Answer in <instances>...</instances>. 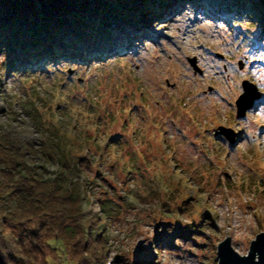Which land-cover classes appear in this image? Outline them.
Masks as SVG:
<instances>
[{
	"label": "rangeland",
	"instance_id": "374dc122",
	"mask_svg": "<svg viewBox=\"0 0 264 264\" xmlns=\"http://www.w3.org/2000/svg\"><path fill=\"white\" fill-rule=\"evenodd\" d=\"M177 1L138 34L116 9L85 19L104 57L23 70L0 41V141L44 174L78 168L110 264H218L220 243L247 255L264 231V102L235 103L244 79L264 97V0Z\"/></svg>",
	"mask_w": 264,
	"mask_h": 264
},
{
	"label": "trees",
	"instance_id": "16d2710c",
	"mask_svg": "<svg viewBox=\"0 0 264 264\" xmlns=\"http://www.w3.org/2000/svg\"><path fill=\"white\" fill-rule=\"evenodd\" d=\"M147 1L0 0V41L12 55V65L20 64L23 70L31 69L37 60L90 59L81 52L88 48L82 47L80 39L85 19L116 9L129 29L141 28V16L154 18L169 0H158L145 12ZM224 4L221 1L220 6ZM61 34L64 41L52 38ZM99 41L92 43L98 47ZM59 149L57 156L62 154L64 161L69 154H64L62 146ZM25 153L0 141V264H110L108 240L98 228L99 219L84 217L78 168L70 165L44 174L29 163Z\"/></svg>",
	"mask_w": 264,
	"mask_h": 264
},
{
	"label": "water",
	"instance_id": "95a60500",
	"mask_svg": "<svg viewBox=\"0 0 264 264\" xmlns=\"http://www.w3.org/2000/svg\"><path fill=\"white\" fill-rule=\"evenodd\" d=\"M194 63V60H191ZM243 92L236 99V112L238 117L246 114L255 101L260 96L256 85L248 79L242 81ZM216 133H222L229 140H234V131L231 128L218 126ZM251 250L244 258L239 254L228 241H223L218 247V264H264V231L256 234L251 243ZM257 256V260L254 258Z\"/></svg>",
	"mask_w": 264,
	"mask_h": 264
},
{
	"label": "bare ground",
	"instance_id": "6f19581e",
	"mask_svg": "<svg viewBox=\"0 0 264 264\" xmlns=\"http://www.w3.org/2000/svg\"><path fill=\"white\" fill-rule=\"evenodd\" d=\"M114 53V51L112 52ZM244 258L246 257V254L242 255ZM254 260L256 261L257 260V256H255Z\"/></svg>",
	"mask_w": 264,
	"mask_h": 264
}]
</instances>
